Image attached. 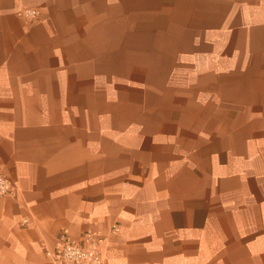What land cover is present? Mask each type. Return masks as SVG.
<instances>
[{
  "label": "crops",
  "instance_id": "crops-1",
  "mask_svg": "<svg viewBox=\"0 0 264 264\" xmlns=\"http://www.w3.org/2000/svg\"><path fill=\"white\" fill-rule=\"evenodd\" d=\"M0 174V264H264V0H0Z\"/></svg>",
  "mask_w": 264,
  "mask_h": 264
},
{
  "label": "built area",
  "instance_id": "built-area-1",
  "mask_svg": "<svg viewBox=\"0 0 264 264\" xmlns=\"http://www.w3.org/2000/svg\"><path fill=\"white\" fill-rule=\"evenodd\" d=\"M21 15L33 21L36 19L37 11L24 8ZM16 192V187L0 174V197L15 196ZM22 223L26 224L27 220L23 219ZM116 227V224H111L109 231L115 232ZM56 241L53 249H45V256L52 264H104V237L84 231L79 239L71 240L65 232H61Z\"/></svg>",
  "mask_w": 264,
  "mask_h": 264
},
{
  "label": "rangeland",
  "instance_id": "rangeland-1",
  "mask_svg": "<svg viewBox=\"0 0 264 264\" xmlns=\"http://www.w3.org/2000/svg\"><path fill=\"white\" fill-rule=\"evenodd\" d=\"M36 20V19H35ZM34 21V20H33Z\"/></svg>",
  "mask_w": 264,
  "mask_h": 264
}]
</instances>
